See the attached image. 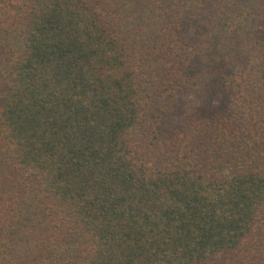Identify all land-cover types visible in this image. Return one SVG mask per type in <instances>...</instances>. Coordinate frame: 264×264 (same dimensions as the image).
<instances>
[{
    "label": "trees",
    "instance_id": "1",
    "mask_svg": "<svg viewBox=\"0 0 264 264\" xmlns=\"http://www.w3.org/2000/svg\"><path fill=\"white\" fill-rule=\"evenodd\" d=\"M0 264H264V0H0Z\"/></svg>",
    "mask_w": 264,
    "mask_h": 264
},
{
    "label": "rangeland",
    "instance_id": "2",
    "mask_svg": "<svg viewBox=\"0 0 264 264\" xmlns=\"http://www.w3.org/2000/svg\"><path fill=\"white\" fill-rule=\"evenodd\" d=\"M253 1H255V2H260V0H253Z\"/></svg>",
    "mask_w": 264,
    "mask_h": 264
}]
</instances>
